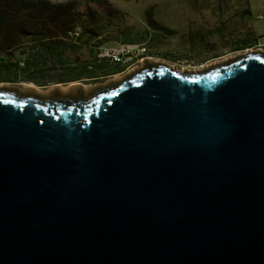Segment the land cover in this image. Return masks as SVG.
Listing matches in <instances>:
<instances>
[{
    "label": "water",
    "instance_id": "1",
    "mask_svg": "<svg viewBox=\"0 0 264 264\" xmlns=\"http://www.w3.org/2000/svg\"><path fill=\"white\" fill-rule=\"evenodd\" d=\"M0 264H264V55L0 85Z\"/></svg>",
    "mask_w": 264,
    "mask_h": 264
},
{
    "label": "rangeland",
    "instance_id": "2",
    "mask_svg": "<svg viewBox=\"0 0 264 264\" xmlns=\"http://www.w3.org/2000/svg\"><path fill=\"white\" fill-rule=\"evenodd\" d=\"M73 1L76 3L75 9L80 14V19L74 27L79 29V39L84 40L88 36L95 38L101 36L104 41L114 38H136L144 31L143 24L147 23L155 30L152 43L155 41L159 45L164 43L157 51L158 58L154 59V63L173 67L179 72L185 70L195 72L200 67L218 61L237 60L247 53L264 55V31L261 36H252L251 32L247 31L253 23L264 25V9L261 8L263 0ZM247 1L253 7V16L244 24L237 16L236 10L237 7L239 9L245 7ZM258 15L262 17L259 18ZM153 21L165 26L166 30L154 28ZM241 33L243 38L240 37ZM236 44L238 47H247L236 49ZM150 48L151 53L152 45ZM122 75L125 74L105 78L101 83ZM2 84L15 85L0 83Z\"/></svg>",
    "mask_w": 264,
    "mask_h": 264
},
{
    "label": "trees",
    "instance_id": "3",
    "mask_svg": "<svg viewBox=\"0 0 264 264\" xmlns=\"http://www.w3.org/2000/svg\"><path fill=\"white\" fill-rule=\"evenodd\" d=\"M75 8L73 0H0V82L46 81L69 74L71 55L78 49V40L68 39L80 19Z\"/></svg>",
    "mask_w": 264,
    "mask_h": 264
},
{
    "label": "crops",
    "instance_id": "4",
    "mask_svg": "<svg viewBox=\"0 0 264 264\" xmlns=\"http://www.w3.org/2000/svg\"><path fill=\"white\" fill-rule=\"evenodd\" d=\"M236 6H238V3ZM261 8L264 9V0L261 2ZM252 9L253 7L251 6V3L249 1L246 2L245 7L240 9L239 7H237L236 14L238 17H240L242 23L245 24L251 19V17L253 16ZM254 17H256V14ZM244 30L245 28L242 29L243 34L245 32ZM259 30H261L260 33ZM247 31L251 32L250 34H252V36H258V35L261 36V33L264 31V25L260 26L259 24L253 23L250 25V27L247 28ZM144 36H145V32L142 31V33L139 34V37L136 38L133 37L114 38L111 40H107L105 42L109 45H113L119 41H126V40L132 41L139 39L142 40ZM240 37L243 38L242 33ZM96 38L94 36H89L84 40L78 39V42H76L78 49L75 54L71 55V60H70L71 65L73 66V70L69 74L52 76L50 77L51 79L46 81L38 78L37 80L19 81L13 84L24 87H40V88H50L52 86H57V85L66 86L68 84H76L78 87L81 88H91L93 86H98L99 84H101V82L105 78L116 77L121 74H126L129 70H131V69H123L118 64L110 63L105 60L98 59L96 56V48H95V45L98 43ZM155 42L151 43L152 52L150 54V57L146 58L148 60H152V58L157 60L158 56L156 55V53L158 50L161 49V46L164 44V43H160L159 45L156 44ZM236 47H238L237 44ZM135 66H137V64ZM70 76H74L75 78H70ZM59 77L60 79H58ZM0 83H11V82H0Z\"/></svg>",
    "mask_w": 264,
    "mask_h": 264
},
{
    "label": "built area",
    "instance_id": "5",
    "mask_svg": "<svg viewBox=\"0 0 264 264\" xmlns=\"http://www.w3.org/2000/svg\"><path fill=\"white\" fill-rule=\"evenodd\" d=\"M261 18V15H258ZM145 36L139 41H119L116 44H107L101 36L96 40V56L100 60L120 65L123 69H132L141 59L150 57V46L155 36V30L144 23ZM79 29L74 28L69 32V39L78 40Z\"/></svg>",
    "mask_w": 264,
    "mask_h": 264
}]
</instances>
